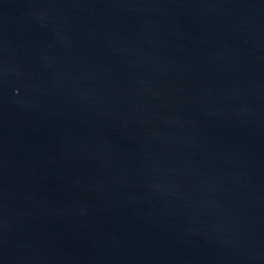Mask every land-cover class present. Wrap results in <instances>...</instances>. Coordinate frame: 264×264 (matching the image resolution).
Listing matches in <instances>:
<instances>
[{
    "label": "water",
    "instance_id": "1",
    "mask_svg": "<svg viewBox=\"0 0 264 264\" xmlns=\"http://www.w3.org/2000/svg\"><path fill=\"white\" fill-rule=\"evenodd\" d=\"M0 264H264V0H0Z\"/></svg>",
    "mask_w": 264,
    "mask_h": 264
}]
</instances>
